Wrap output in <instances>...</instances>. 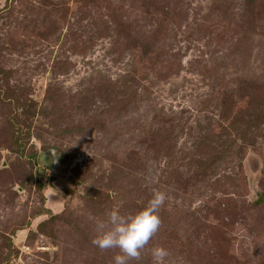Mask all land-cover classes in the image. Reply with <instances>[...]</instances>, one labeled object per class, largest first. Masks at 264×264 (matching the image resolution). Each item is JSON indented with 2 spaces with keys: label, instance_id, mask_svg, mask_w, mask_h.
<instances>
[{
  "label": "rangeland",
  "instance_id": "1",
  "mask_svg": "<svg viewBox=\"0 0 264 264\" xmlns=\"http://www.w3.org/2000/svg\"><path fill=\"white\" fill-rule=\"evenodd\" d=\"M153 190L126 264H264V0H0V264H114Z\"/></svg>",
  "mask_w": 264,
  "mask_h": 264
},
{
  "label": "clouds",
  "instance_id": "2",
  "mask_svg": "<svg viewBox=\"0 0 264 264\" xmlns=\"http://www.w3.org/2000/svg\"><path fill=\"white\" fill-rule=\"evenodd\" d=\"M166 200V193L153 190L147 202L140 208L122 213L118 208L109 209L105 217L94 224L91 243L99 249H118L113 256L114 264H126L130 258H137L140 249L157 231L161 221L158 215ZM155 261L162 262L167 250L160 246L151 249Z\"/></svg>",
  "mask_w": 264,
  "mask_h": 264
},
{
  "label": "water",
  "instance_id": "3",
  "mask_svg": "<svg viewBox=\"0 0 264 264\" xmlns=\"http://www.w3.org/2000/svg\"><path fill=\"white\" fill-rule=\"evenodd\" d=\"M37 160L40 164L54 169L58 165L59 162V155L55 148L49 147L45 150H42L37 155ZM52 179V178H50Z\"/></svg>",
  "mask_w": 264,
  "mask_h": 264
},
{
  "label": "trees",
  "instance_id": "4",
  "mask_svg": "<svg viewBox=\"0 0 264 264\" xmlns=\"http://www.w3.org/2000/svg\"><path fill=\"white\" fill-rule=\"evenodd\" d=\"M40 223L43 224V221H41ZM40 223L38 225H41ZM44 224H45V222H44ZM6 240H7V244L10 245L11 244L10 237H6Z\"/></svg>",
  "mask_w": 264,
  "mask_h": 264
},
{
  "label": "flooded vegetation",
  "instance_id": "5",
  "mask_svg": "<svg viewBox=\"0 0 264 264\" xmlns=\"http://www.w3.org/2000/svg\"><path fill=\"white\" fill-rule=\"evenodd\" d=\"M52 180V179H51Z\"/></svg>",
  "mask_w": 264,
  "mask_h": 264
}]
</instances>
